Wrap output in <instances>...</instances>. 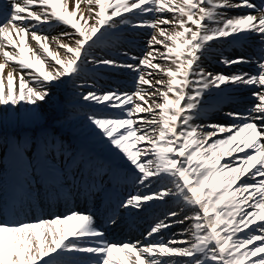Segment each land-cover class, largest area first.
Instances as JSON below:
<instances>
[{
	"label": "snow or ice",
	"instance_id": "snow-or-ice-1",
	"mask_svg": "<svg viewBox=\"0 0 264 264\" xmlns=\"http://www.w3.org/2000/svg\"><path fill=\"white\" fill-rule=\"evenodd\" d=\"M234 9L240 14L229 15ZM53 24L66 29L51 38L54 48L40 34ZM121 28L151 29L142 56L130 57L135 63L97 59L93 49ZM253 36L264 44V0H0V106L35 111L55 105L53 89L75 83L88 63L131 70L133 91L81 97L119 110L118 116L88 120L149 189L119 208L141 210L144 202L165 197L180 206L150 227L146 242L117 244L106 239L91 212L70 208L50 218L19 219L28 213L0 205V264H264V55L256 62L219 60L226 67L255 63V72L226 75L204 67L222 38ZM222 85L250 89V107L225 113L230 124L197 123L215 110L206 97L223 91ZM67 182L61 170L46 193L50 201L63 198ZM153 182L163 187L153 190ZM41 188L39 181L35 189L30 184L24 204L30 206ZM171 218L187 222V239L163 238Z\"/></svg>",
	"mask_w": 264,
	"mask_h": 264
},
{
	"label": "bare ground",
	"instance_id": "bare-ground-1",
	"mask_svg": "<svg viewBox=\"0 0 264 264\" xmlns=\"http://www.w3.org/2000/svg\"><path fill=\"white\" fill-rule=\"evenodd\" d=\"M254 3H257L253 0ZM258 4V3H257ZM240 14L239 10H231L229 15H238ZM127 15V14H126ZM65 26L63 25H55L48 29L47 32L40 33L41 35H47L49 37L50 47H55V42L52 41V37L58 36L61 32L65 31ZM70 30V27L67 29ZM151 29H131V28H121L120 30L110 31L105 35L103 40L93 49V54L97 59H115L120 63H123L118 60L119 54L127 53V56H135V54H139L142 56L145 47L146 41L149 36L147 33H150ZM230 38L224 39L222 38L220 41L216 42L213 46L211 54L208 59L204 63V67L207 71L210 72H222L226 75H231L233 72H255L256 66L255 63L248 64H237L232 65L231 67H226L219 62L221 56H223V52L221 48L226 46L233 50V55L229 57V59H235L238 56H243L245 58L255 59V62L259 60V58L264 55V44L260 43L259 37L253 36L247 40L239 41V42H229ZM33 44L35 42H32ZM159 47V46H157ZM28 55H31L28 53ZM50 59V58H49ZM131 63H135L133 60ZM8 69L6 68L5 71ZM134 80L135 73H133L129 69L124 68H112L103 65H93L88 63L84 66V70L82 72L81 78L77 79L75 83L70 80H66L63 84H60L58 87L53 89V100L56 101L55 105L52 103L42 104L40 109L35 111L30 110L31 106H25L21 108L19 105L14 106V108H9L5 106H0V131L5 130L6 128L11 127L13 130L24 129L25 127H36L39 125H43L45 129H42L39 132V135L42 137L43 134H49L48 125L50 124L49 118L54 112H61L65 109L66 106H72L75 110H83L87 111L85 106L78 102L79 96L82 94L83 89L90 88L91 91L97 93H105L109 91H119V92H131L134 90ZM79 85H83L80 87ZM221 88L223 91L216 93L212 96L206 97L208 104L213 105L214 111H207L203 114L198 120L197 123H205L204 117H209L211 114L216 113L221 115V120H229L230 118L225 116L226 110L245 112L248 107H250L248 98H251V90L248 88H233L231 86L222 85ZM252 99V98H251ZM21 104H24L21 101ZM207 108V105H206ZM92 112L94 113H102L105 117H113L120 115L118 109H104L103 105H97L93 102L91 107ZM145 115V114H140ZM231 120V119H230ZM68 130V127H66ZM97 131L94 129V126L90 129V134L93 136H98ZM122 131V129H121ZM26 135L25 131L19 136ZM33 140V137H32ZM139 146V145H138ZM8 150L11 151L12 146L11 143L8 144ZM24 150H21V158L27 159L31 157L34 159V166H26L22 167L20 162H18V158L14 154L10 152V159L6 157L0 156V190L2 191V198L4 202L2 205H6L5 198H13L12 204L17 205L23 203L28 199V189L31 184L33 189L36 187L37 182L41 185H44L46 182V177L49 174L45 171V165L42 161V155L46 153V155L54 156L55 153L51 148H43L34 150H29L26 146L23 147ZM81 149L84 153L90 152L91 155L97 157V152L93 150L91 147L85 146L82 144ZM20 155V154H19ZM233 155H243L242 153H233ZM225 160L230 159L229 157H225ZM224 161L222 160L221 163ZM111 170L113 174H116V168L113 162H111ZM20 167V171L18 170ZM123 175L127 172L125 170H118ZM19 172V174H18ZM59 174H56L55 179L58 181ZM135 175L132 176V182L128 186H119L121 193H125L127 190H130L133 185V179ZM259 179V178H258ZM82 185H85L84 182H81ZM71 184V180L67 182V185L63 187L62 192H66L68 185ZM135 193H148L149 189L140 185L138 182L135 184ZM153 189H157V184L153 182L151 185ZM163 187V186H162ZM34 195V196H33ZM1 197V196H0ZM165 198L164 200L157 199L151 204L144 202L145 206L142 209L150 207L154 214L156 211H165L167 208H176L180 210V206L177 204L174 198H170V203L167 207L163 205L168 201ZM39 201V197L36 196L35 192L32 194L31 202H33L38 210L34 211L33 209H29L28 216H18L19 219H34L37 216H44L48 218L50 214H59L60 210L58 209L57 204L46 199V202ZM165 201V203H163ZM116 201H112L110 205H104L103 209H96L93 211V215L95 218H102L108 212L112 210L115 206ZM163 203V204H162ZM55 204V205H54ZM13 205H10L11 208ZM72 208H80L81 205H77V203H72L69 205ZM21 208V207H20ZM24 212L25 209H22ZM131 213L130 217L137 216V213L140 210L129 209ZM151 212L147 213V216L144 220L142 217H138L137 221L142 222L143 227L148 224V219L151 217ZM259 223V221L257 222ZM251 227V226H250ZM247 231V229H245ZM163 233V238L167 241L168 234ZM155 235V234H154ZM242 235V234H241ZM159 236H156V239H159ZM109 242L115 243V239L113 236H110V239L106 237ZM142 239L137 238L136 241L141 242ZM135 241V242H136ZM146 242L145 240L142 243ZM251 247V245L249 246ZM243 251V249L241 250ZM252 259H255L253 257Z\"/></svg>",
	"mask_w": 264,
	"mask_h": 264
},
{
	"label": "rangeland",
	"instance_id": "rangeland-1",
	"mask_svg": "<svg viewBox=\"0 0 264 264\" xmlns=\"http://www.w3.org/2000/svg\"><path fill=\"white\" fill-rule=\"evenodd\" d=\"M88 91H91V89H85L83 91V93L80 95V97L78 98L79 102L83 105H85L89 110L87 112H81V111H66L63 110L59 115L54 114L52 116V123L53 126L50 125V131H54L52 133L51 139L50 140H46L43 141V145H48L49 143H54V141H52L55 137V133L56 130L61 129L62 127H66V126H70V132L73 135H86L88 136V130L89 128L92 126L90 121L88 120V116L90 115H95L98 117H105L104 115H102L101 113H94L90 110L91 105L93 104L94 101H84L81 97L83 94L87 93ZM205 121L207 123H223V124H227L226 122H223L221 120H219L216 116L210 117L205 119ZM10 129V128H9ZM26 131H28L30 134L27 136V138L25 139V143L26 146L28 148L32 147V140H31V132L29 129H27ZM6 134L5 130L4 132H0V155L3 156V149H4V143H5V137L4 135ZM223 134H221L222 136ZM15 137V136H14ZM92 140H95L97 142V145H101V148H104V142L103 141H97L96 137H91ZM14 144H17V141L14 142ZM60 144V143H58ZM109 152L111 153V155H114V152L110 149ZM1 192V190H0ZM159 218H156L155 220H158ZM154 221V220H153ZM172 227V226H171ZM170 227V229H171ZM175 227L177 228L175 231V235L176 232L178 231H184L185 228H182V225L180 224H176ZM119 226L116 228L118 229ZM166 230V229H164ZM118 236V235H117ZM177 238V236H176ZM181 238H183V235H181ZM124 242V241H122ZM259 243V242H256Z\"/></svg>",
	"mask_w": 264,
	"mask_h": 264
}]
</instances>
